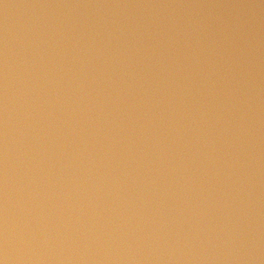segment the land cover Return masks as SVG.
<instances>
[{"label":"water","instance_id":"95a60500","mask_svg":"<svg viewBox=\"0 0 264 264\" xmlns=\"http://www.w3.org/2000/svg\"><path fill=\"white\" fill-rule=\"evenodd\" d=\"M0 264H264V0H0Z\"/></svg>","mask_w":264,"mask_h":264}]
</instances>
